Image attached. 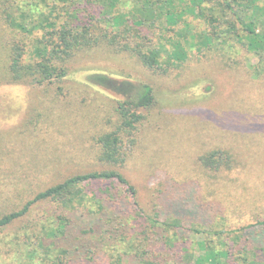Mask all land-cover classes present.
Here are the masks:
<instances>
[{"label":"trees","instance_id":"trees-1","mask_svg":"<svg viewBox=\"0 0 264 264\" xmlns=\"http://www.w3.org/2000/svg\"><path fill=\"white\" fill-rule=\"evenodd\" d=\"M62 1L66 18L57 24L44 16L46 26L52 28L31 45L32 50L24 42L5 41L3 32L0 34V84L60 83L69 73L73 59L98 49L127 53L158 77L171 76L187 66L192 50L200 53L199 57L211 58V51L222 49L221 55H214L233 64L238 61L232 54L236 50L235 56L238 55L241 47L248 52L264 51V0ZM54 6H50L52 12ZM5 8V2H0L1 25L25 32L35 29L34 25L29 29L26 23L16 21ZM188 14L206 28L194 30L184 18ZM60 17L58 12L57 18ZM180 22L182 27H178ZM39 26L43 28V24ZM156 26L172 35L160 34L153 43L151 37L140 34V30L145 34ZM245 65L253 78L264 75L263 57L252 66ZM136 82L126 79L117 83L98 72L88 82H80L87 88L95 87V92L105 94L109 100L96 104L105 110L102 114L95 109L93 118L99 121L91 134L90 147L85 149L93 155V167L62 176L21 205L1 211L0 229L18 223L7 252L18 254L17 264H93L99 260V248L102 251L108 244L105 247L109 264H264L257 253L239 248V235H234L228 244L222 242L224 249L217 248L207 237L220 236L222 232L211 229L193 230L201 236L196 253L192 241L180 239L176 233L178 218L168 222L157 219L161 187L151 193L150 211L141 205L125 168L134 160L140 128L158 101L148 81ZM20 134L24 135L25 130ZM235 160L231 150L216 144L200 153L196 162L213 171L204 178L207 179L217 178V173L230 168ZM27 182L19 179L13 185H5L6 191L0 186V195L20 196L17 191ZM210 186H205L204 199L215 193ZM41 205L57 206L59 213L36 214ZM257 221L264 232V218Z\"/></svg>","mask_w":264,"mask_h":264},{"label":"rangeland","instance_id":"rangeland-1","mask_svg":"<svg viewBox=\"0 0 264 264\" xmlns=\"http://www.w3.org/2000/svg\"><path fill=\"white\" fill-rule=\"evenodd\" d=\"M0 2H5V9L16 21L26 23L29 29L36 26L25 32L0 24L5 41L24 42L29 50L52 28L46 26L44 16L57 24L66 18L62 0ZM184 18L196 31L206 28L190 14ZM182 26L180 22L178 27ZM140 34L151 37L154 43L160 34L171 33L156 26L145 34L140 30ZM221 51L213 50L208 55L211 58H205L192 50L187 66L171 76L158 77L127 53L98 49L73 59L60 83L0 84V186L6 191L5 185L28 180L17 191L20 196L0 195V212L21 205L62 176L93 167V155L85 149L90 147L91 134L99 121L93 118L95 109L102 114L105 110L96 104L109 100L105 94L95 92V87L87 88L80 82H88L97 72L117 83L126 79L137 83L141 79L152 85L158 101L140 128L134 160L125 168L141 205L150 211L151 193L161 187L157 219L168 222L178 218L176 233L180 239L191 240L196 253L201 236L193 230L211 229L222 232L207 237L217 248L224 249L222 242L228 244L239 235V248L252 250L264 260V232L257 221L264 218V75L253 78L245 65L252 66L264 58V51L248 52L241 47L235 56L238 51L234 50L232 56L238 61L234 64L221 61ZM216 144L231 150L236 160L230 168L221 169L217 178L204 179L213 171L199 167L196 159ZM206 185L214 187L215 193L204 199ZM57 211V206L41 205L35 213L53 215ZM16 225L0 229V264H17L18 254L7 252ZM105 246L102 251L99 248V260L93 264H109ZM178 246L181 249L183 244Z\"/></svg>","mask_w":264,"mask_h":264}]
</instances>
